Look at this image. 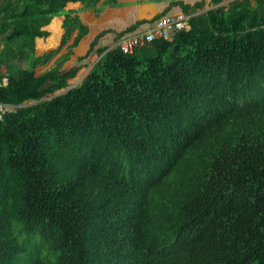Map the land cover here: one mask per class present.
Here are the masks:
<instances>
[{
  "label": "trees",
  "instance_id": "1",
  "mask_svg": "<svg viewBox=\"0 0 264 264\" xmlns=\"http://www.w3.org/2000/svg\"><path fill=\"white\" fill-rule=\"evenodd\" d=\"M224 1L0 0V264H264V0Z\"/></svg>",
  "mask_w": 264,
  "mask_h": 264
},
{
  "label": "built area",
  "instance_id": "2",
  "mask_svg": "<svg viewBox=\"0 0 264 264\" xmlns=\"http://www.w3.org/2000/svg\"><path fill=\"white\" fill-rule=\"evenodd\" d=\"M189 18L190 15L186 13L164 17L147 31L121 40L120 45L125 51H133L139 44L151 41L158 36L169 38L175 30L187 27Z\"/></svg>",
  "mask_w": 264,
  "mask_h": 264
},
{
  "label": "rangeland",
  "instance_id": "3",
  "mask_svg": "<svg viewBox=\"0 0 264 264\" xmlns=\"http://www.w3.org/2000/svg\"><path fill=\"white\" fill-rule=\"evenodd\" d=\"M229 0H225L224 3L226 4ZM99 59V56L97 54H94L90 60V63L88 66H84L82 67L76 76L72 77L69 79V82H68V86L62 88V89H59L57 90L56 92H54L53 94H50L49 97H52L54 96L55 94H58V93H61V92H64L66 91L67 89H69L70 87H73L75 85H79L82 80L86 77V75L90 72V69L92 67V65ZM36 101L35 100H29V101H26L24 104H32V103H35ZM4 106V105H3ZM15 106L13 105H7L5 106L6 109H12L14 108Z\"/></svg>",
  "mask_w": 264,
  "mask_h": 264
},
{
  "label": "water",
  "instance_id": "4",
  "mask_svg": "<svg viewBox=\"0 0 264 264\" xmlns=\"http://www.w3.org/2000/svg\"><path fill=\"white\" fill-rule=\"evenodd\" d=\"M93 66H94V64H93ZM93 66H92V67H93ZM92 67H91V69H92ZM91 69H90V70H91Z\"/></svg>",
  "mask_w": 264,
  "mask_h": 264
},
{
  "label": "crops",
  "instance_id": "5",
  "mask_svg": "<svg viewBox=\"0 0 264 264\" xmlns=\"http://www.w3.org/2000/svg\"><path fill=\"white\" fill-rule=\"evenodd\" d=\"M93 66V65H92Z\"/></svg>",
  "mask_w": 264,
  "mask_h": 264
}]
</instances>
